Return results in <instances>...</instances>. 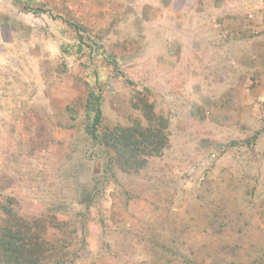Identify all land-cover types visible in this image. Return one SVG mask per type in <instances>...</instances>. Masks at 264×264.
I'll list each match as a JSON object with an SVG mask.
<instances>
[{"label": "rangeland", "instance_id": "374dc122", "mask_svg": "<svg viewBox=\"0 0 264 264\" xmlns=\"http://www.w3.org/2000/svg\"><path fill=\"white\" fill-rule=\"evenodd\" d=\"M9 209L70 264H264V0H0Z\"/></svg>", "mask_w": 264, "mask_h": 264}, {"label": "trees", "instance_id": "16d2710c", "mask_svg": "<svg viewBox=\"0 0 264 264\" xmlns=\"http://www.w3.org/2000/svg\"><path fill=\"white\" fill-rule=\"evenodd\" d=\"M94 101V116L92 125L89 127L91 138H98V130L102 120V110L100 107L99 95L91 92L87 95V101ZM147 131V130H146ZM142 137L139 143L149 146L156 143L153 148H158L163 136L156 130L150 133L152 138L148 139V133L141 132ZM106 146L116 144L105 139ZM84 197V196H83ZM85 200V198H84ZM0 219V264H70L76 257L82 254L86 248L85 223L73 220V224L67 220H59L52 215V221H47L44 217L25 215L19 210L9 209L2 211ZM72 226L75 232V239L69 237L68 227ZM49 227H55L60 231L51 235ZM75 242L76 245H75ZM73 244V245H72ZM74 246V247H73ZM75 246H78L77 250ZM79 252V254L77 253Z\"/></svg>", "mask_w": 264, "mask_h": 264}]
</instances>
